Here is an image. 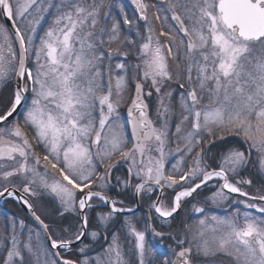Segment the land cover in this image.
Masks as SVG:
<instances>
[{"label": "snow or ice", "instance_id": "snow-or-ice-1", "mask_svg": "<svg viewBox=\"0 0 264 264\" xmlns=\"http://www.w3.org/2000/svg\"><path fill=\"white\" fill-rule=\"evenodd\" d=\"M4 205L0 264H264V0H0Z\"/></svg>", "mask_w": 264, "mask_h": 264}, {"label": "rangeland", "instance_id": "rangeland-1", "mask_svg": "<svg viewBox=\"0 0 264 264\" xmlns=\"http://www.w3.org/2000/svg\"><path fill=\"white\" fill-rule=\"evenodd\" d=\"M126 110V109H125ZM11 211H13V207L11 205H6ZM5 207V205L3 206V208Z\"/></svg>", "mask_w": 264, "mask_h": 264}, {"label": "trees", "instance_id": "trees-1", "mask_svg": "<svg viewBox=\"0 0 264 264\" xmlns=\"http://www.w3.org/2000/svg\"><path fill=\"white\" fill-rule=\"evenodd\" d=\"M5 208V207H4ZM4 208H0V212H2V211H11L10 209H8V210H6V209H4ZM3 209V210H2Z\"/></svg>", "mask_w": 264, "mask_h": 264}, {"label": "flooded vegetation", "instance_id": "flooded-vegetation-1", "mask_svg": "<svg viewBox=\"0 0 264 264\" xmlns=\"http://www.w3.org/2000/svg\"><path fill=\"white\" fill-rule=\"evenodd\" d=\"M4 209H6V210H8L9 208L5 205V208ZM3 210V209H2Z\"/></svg>", "mask_w": 264, "mask_h": 264}]
</instances>
